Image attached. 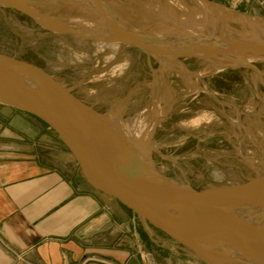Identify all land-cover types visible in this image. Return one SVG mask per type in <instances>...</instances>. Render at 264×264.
<instances>
[{
  "label": "rangeland",
  "instance_id": "1",
  "mask_svg": "<svg viewBox=\"0 0 264 264\" xmlns=\"http://www.w3.org/2000/svg\"><path fill=\"white\" fill-rule=\"evenodd\" d=\"M14 1L19 6L0 2V53L41 68L103 118L112 116L128 126L139 119L148 128L134 134L149 148L150 170L198 191L232 194H247L256 187V175L264 179V55L244 47L235 54L237 64L224 66L218 55L201 52L214 43L209 41L212 36L202 39L189 34L193 27H220L213 17L223 11L241 13L238 9L222 0H95L96 9L74 0ZM48 19L59 24V29L45 23ZM92 21L119 25L115 27L121 31L107 42L116 44L115 50H97L98 40L85 32ZM252 21L264 28V19L254 17ZM225 26L241 37L250 32L248 26ZM122 31L155 48L163 40L172 48L167 41L179 33V42H191L190 51L155 54L121 36ZM201 116L205 118L195 125L190 122ZM89 128L96 138L114 139L93 125ZM151 231L167 244L180 247L159 231ZM181 253L182 264H204L183 248Z\"/></svg>",
  "mask_w": 264,
  "mask_h": 264
},
{
  "label": "crops",
  "instance_id": "2",
  "mask_svg": "<svg viewBox=\"0 0 264 264\" xmlns=\"http://www.w3.org/2000/svg\"><path fill=\"white\" fill-rule=\"evenodd\" d=\"M264 19V0H222ZM90 188L54 131L0 103V264H182V247Z\"/></svg>",
  "mask_w": 264,
  "mask_h": 264
},
{
  "label": "water",
  "instance_id": "3",
  "mask_svg": "<svg viewBox=\"0 0 264 264\" xmlns=\"http://www.w3.org/2000/svg\"><path fill=\"white\" fill-rule=\"evenodd\" d=\"M0 2L19 6L14 0ZM68 32L89 38L73 30ZM122 35L161 55L148 42L130 33ZM0 103L44 122L64 145L79 176L90 188L116 200L204 264H264V225L247 216L252 210L264 208V179L259 175L254 178L256 187L247 194H232L198 191L159 174L161 178H151L122 168L99 146L89 128L90 124L115 136V128L105 118L41 68L2 53ZM69 108L90 115L83 120ZM145 172L157 174L149 169ZM231 246L247 262H232L223 253Z\"/></svg>",
  "mask_w": 264,
  "mask_h": 264
},
{
  "label": "bare ground",
  "instance_id": "4",
  "mask_svg": "<svg viewBox=\"0 0 264 264\" xmlns=\"http://www.w3.org/2000/svg\"><path fill=\"white\" fill-rule=\"evenodd\" d=\"M58 1V0H56ZM72 1V0H71ZM70 1V2H71ZM75 2L79 3V4H82L83 6H85V8H87V6H90L92 9H96V6L97 3L95 4L94 1L95 0H74ZM166 1V0H165ZM73 2L74 4H77ZM175 4L177 5H180L182 6L181 4H179V2L177 1H174ZM146 4V2H144ZM149 3V2H148ZM151 3V2H150ZM194 3V2H193ZM78 4V5H79ZM172 4V2H171ZM200 6L204 4H202V2H199ZM169 5V4H168ZM100 6V4H99ZM146 6V5H145ZM155 6V5H154ZM89 7V8H90ZM98 7V6H97ZM104 7V6H103ZM147 7V6H146ZM157 7V6H156ZM101 8L102 7H98ZM164 8V7H163ZM181 7H179L180 9ZM184 8V7H183ZM182 8V9H183ZM104 9V8H103ZM152 9V8H151ZM159 9V8H158ZM170 9V7H169ZM185 9V8H184ZM212 9V8H211ZM47 10V9H46ZM107 10V9H106ZM164 10H166L164 8ZM61 11V10H60ZM93 11V10H92ZM95 11V10H94ZM99 11V10H98ZM103 11V10H102ZM157 11V10H155ZM162 11V10H161ZM185 11V10H184ZM187 11V10H186ZM217 11V10H216ZM51 12V11H50ZM105 12V11H104ZM165 12V11H162V13ZM218 12V11H217ZM63 13V12H62ZM84 13V12H82ZM90 13V12H89ZM186 13V12H185ZM65 14V13H64ZM104 14V13H103ZM107 14V13H106ZM110 14V12H109ZM115 14V13H113ZM200 14V13H199ZM45 15V14H44ZM98 15H99V12H98ZM97 15V17H98ZM101 15V13H100ZM108 15V14H107ZM212 15V14H211ZM96 16V15H95ZM162 16V15H161ZM168 16V15H167ZM166 16V17H167ZM174 16V15H173ZM46 17V16H45ZM111 17V15H110ZM212 17V16H210ZM100 18V17H99ZM98 18V19H99ZM112 18H115V17H112ZM178 18V17H177ZM189 18V17H188ZM186 18V19H188ZM209 18V17H207ZM217 24L221 25L220 27H212L211 25L209 26L207 23L206 25H208L207 27H203V28H198V27H192L195 29H193V32L192 33H189L191 34L193 37H203V38H207V36H212V39L209 38L208 40L209 41H213L214 43H212L211 45H207L205 48L201 49V52L204 53V54H215L218 55L219 57L222 58V63L221 65H224V66H227V65H230L232 64V66H234L233 64H237L238 62V58H237V54L239 53L238 51H241L244 47H247V49L249 51H252L254 54L256 55H261L264 51V28H258V26L256 25V23L254 21H252V19L254 17L252 16H247L243 13H238V14H233V13H230V12H227V11H223L222 13H220L219 15H217L216 17H213ZM73 19V18H72ZM76 19V18H74ZM101 19V18H100ZM99 19V20H100ZM134 19V18H132ZM168 19V18H167ZM83 20V19H82ZM98 20V21H99ZM106 20H108L106 18ZM183 20V19H182ZM192 20V19H191ZM211 20V19H210ZM109 21V20H108ZM114 21V20H113ZM117 21V20H116ZM115 21V22H116ZM134 21V20H133ZM170 21V19H169ZM168 21V22H169ZM185 21V20H183ZM188 21V20H187ZM97 22V21H95ZM193 22V21H192ZM216 22L214 24H216ZM45 23L49 24L50 26H53L55 29H59L60 25L59 24H56V23H53L52 21H49V19L47 21H45ZM106 23V22H105ZM120 23V22H119ZM122 23V22H121ZM162 23V22H161ZM163 23H164V20H163ZM183 23V22H182ZM124 24V23H123ZM171 24V23H170ZM194 24V22L192 23ZM62 25V24H61ZM102 25H105L102 22H100L99 24H95L92 22H89L88 26L89 28L87 29V31H85L87 33V35H90V36H93V37H96V39L98 41H95V45L97 46V50L99 49H103L104 47H108L113 50L116 49L117 45L116 44H111V43H108L107 42H110L112 41L116 35H117V32L120 30L118 27V29L115 27V23L114 25L111 24V22L106 26H102ZM169 25V24H168ZM183 25V24H182ZM191 25V24H190ZM225 25H232L233 27L234 26H248L250 28V32L247 34V36L245 37H241V36H238L237 34H231L233 32L227 30L230 29L229 27L226 28ZM67 26V25H65ZM114 26V27H113ZM119 26V25H117ZM121 26V24H120ZM126 26V25H125ZM185 26V25H183ZM189 26V25H188ZM216 26V25H215ZM101 27V28H100ZM124 27V25L122 26ZM191 27V28H192ZM262 27V25H261ZM180 28V27H179ZM197 28V29H196ZM220 28V29H219ZM125 29V28H123ZM183 29V27L181 28ZM187 29V27H186ZM127 30V29H126ZM172 30V29H171ZM175 30V29H174ZM184 30V29H183ZM190 30V28H189ZM259 30V31H258ZM121 31V30H120ZM124 31V30H123ZM121 32V33H124V32ZM134 31V30H133ZM247 31V30H246ZM245 31V32H246ZM128 32V31H127ZM235 32V31H234ZM188 33V30L186 32V34ZM238 33V32H237ZM183 35V34H182ZM190 35V36H191ZM122 36V34H121ZM165 36V35H164ZM171 36V35H170ZM189 36V37H190ZM186 37V36H184ZM188 37V36H187ZM186 37V38H187ZM181 38L182 36H180L179 33L177 34H173V37H170L168 39L167 42H169V44H173V47L172 48H168L167 45L166 46V42L165 40L164 43L162 44H157L158 46H156V49L157 51H159L161 53L162 56L164 55H169V52L172 51V53H181V54H184L186 52H189L190 50V47H189V44L191 42H186V43H189L188 45H184V43L182 44L181 42ZM202 38V39H203ZM167 39V38H166ZM198 39V38H197ZM197 39H196V42H197ZM200 39V38H199ZM162 40V39H161ZM192 41L193 38L191 39ZM180 43V44H179ZM182 44V45H181ZM198 44V43H197ZM204 44V43H203ZM155 45V44H154ZM191 45V44H190ZM172 46V45H171ZM196 46V44H195ZM200 46V45H198ZM197 46V47H198ZM192 47V46H191ZM196 48V47H195ZM229 48V49H228ZM232 48H236L235 50L232 49ZM194 49V48H193ZM192 49V50H193ZM225 49H228V51H224ZM195 50V49H194ZM203 50V51H202ZM101 51V50H99ZM243 51V50H242ZM114 52V51H113ZM193 52V51H192ZM196 52V51H195ZM199 54H201L200 52H197ZM225 53V54H223ZM236 54V55H235ZM171 56V55H170ZM205 56V55H204ZM213 56V55H211ZM167 57V56H166ZM207 57V56H206ZM218 57V58H219ZM240 58V57H239ZM169 59V58H168ZM171 60V59H170ZM208 60V59H207ZM168 61V60H166ZM172 61V60H171ZM212 65V64H211ZM117 66V65H116ZM114 65V67H116ZM164 66V64H163ZM169 66V65H168ZM113 67V68H114ZM116 69V68H115ZM112 70V69H111ZM113 71V70H112ZM115 72V71H114ZM116 73V72H115ZM114 73V74H115ZM253 74V73H252ZM255 76V75H254ZM187 77V76H186ZM253 78V76H252ZM253 81V80H252ZM190 83V82H189ZM191 84V83H190ZM194 86V85H193ZM158 105V104H157ZM252 106V105H251ZM157 107V106H156ZM159 108V107H157ZM72 112H74L78 117H80L81 119L83 120H86L88 115H90L89 113H85L83 112V110L81 109H73V108H69ZM156 111V110H155ZM158 111V110H157ZM248 111V110H247ZM206 112V111H205ZM158 113V112H157ZM210 113V112H209ZM208 114V113H207ZM156 115V113H155ZM198 115H201L198 114ZM160 116V115H159ZM154 117V115H153ZM157 117V116H156ZM203 118H205L204 116H201V117H198V118H193L192 120H190V122L194 123H197L199 121H201ZM114 128L115 130L117 131L116 132V135L113 136L114 139H110V138H105V140L103 138L99 139L97 138V143L99 144V146L101 148L104 149V151L108 154V156L116 163L118 164L120 167L122 168H125V169H128V170H133V171H138L140 172L143 176H147V177H151V178H161L158 174H149V173H146V169H151L150 166H149V163H148V158H147V153H148V147H145L143 146L144 144L146 145V143H143L142 141H139L136 137V135L134 134L137 133L139 134L140 131L144 130L145 128H148L144 125V123H141L139 121V119H135V120H132V125L130 124L129 126L125 123L126 121H121V120H118V119H115L114 117H110V118H105ZM156 119V118H155ZM210 119V118H209ZM206 120V119H205ZM212 120V118H211ZM188 121V120H187ZM208 121V120H207ZM203 122V121H202ZM183 123V122H181ZM202 124V123H201ZM188 125V124H187ZM190 125V124H189ZM193 126V125H192ZM132 127V128H131ZM123 135H126V139L122 138ZM108 139V140H107ZM116 140V141H115ZM111 145H113L114 147H111ZM151 163V162H150ZM152 165V164H151ZM153 171H155L153 169ZM263 184V189L264 190V183ZM249 218H251L252 220L254 221H257L261 224L264 225V208H259V210H253V212L250 214V215H247ZM223 253L232 261V262H235V263H245L247 262V259L245 258L244 255H242L240 253L239 250H237L235 247H228V248H225V250L223 251Z\"/></svg>",
  "mask_w": 264,
  "mask_h": 264
},
{
  "label": "trees",
  "instance_id": "5",
  "mask_svg": "<svg viewBox=\"0 0 264 264\" xmlns=\"http://www.w3.org/2000/svg\"><path fill=\"white\" fill-rule=\"evenodd\" d=\"M156 230V229H155ZM158 231V230H157ZM160 232V231H159ZM161 233V232H160ZM163 234V233H162Z\"/></svg>",
  "mask_w": 264,
  "mask_h": 264
}]
</instances>
